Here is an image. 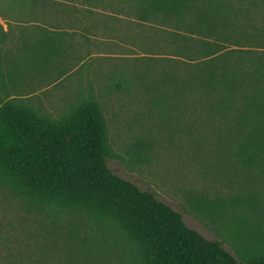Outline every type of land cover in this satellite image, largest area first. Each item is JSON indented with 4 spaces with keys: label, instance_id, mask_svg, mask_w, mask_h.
<instances>
[{
    "label": "trees",
    "instance_id": "trees-1",
    "mask_svg": "<svg viewBox=\"0 0 264 264\" xmlns=\"http://www.w3.org/2000/svg\"><path fill=\"white\" fill-rule=\"evenodd\" d=\"M128 3L139 20L170 29L161 46L171 58L158 60L163 68L155 80L163 100L177 98L186 105L190 100L193 124L210 132L239 171L264 170V27L243 19L232 0ZM39 4L43 1L21 0L20 7L29 11ZM5 36L2 30L0 183L5 188L59 225L67 224L72 234L84 230L88 240L94 235L103 242L91 253L85 248L86 259L105 249L107 261L96 264H264V214L251 220L246 207L252 203L239 201L243 211L239 235L233 234L234 255L189 227L154 193L116 174L108 165L114 155L96 98L85 97L52 118L23 97L4 94V66L14 65L15 71L8 67L9 78L22 69L46 72L67 52L61 32L43 29L20 62L10 61L2 55Z\"/></svg>",
    "mask_w": 264,
    "mask_h": 264
},
{
    "label": "rangeland",
    "instance_id": "rangeland-1",
    "mask_svg": "<svg viewBox=\"0 0 264 264\" xmlns=\"http://www.w3.org/2000/svg\"><path fill=\"white\" fill-rule=\"evenodd\" d=\"M42 1L44 7L26 11L21 0H0V29L6 33L2 55L22 59L43 29L61 32L67 52L46 72L19 69L20 75L12 72L9 78L8 67L15 71L14 65L4 66V94L23 97L52 118L85 97L96 98L108 123L110 168L237 255L233 234L239 235V201L253 204L246 207L251 220L264 214V170L239 171L210 132L193 124L190 100L187 105L177 98L163 100L155 80L163 68L158 60L171 58L161 46L170 29L130 14L128 0ZM232 1L243 19L264 27L260 1ZM87 234H72L67 224L49 219L0 183V264L107 261L105 249L86 259L89 249L99 250L103 243Z\"/></svg>",
    "mask_w": 264,
    "mask_h": 264
}]
</instances>
